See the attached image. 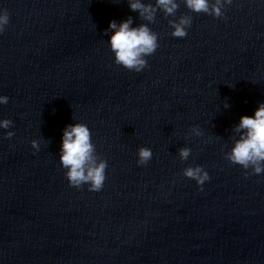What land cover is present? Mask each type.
Masks as SVG:
<instances>
[{
	"label": "water",
	"instance_id": "obj_1",
	"mask_svg": "<svg viewBox=\"0 0 264 264\" xmlns=\"http://www.w3.org/2000/svg\"><path fill=\"white\" fill-rule=\"evenodd\" d=\"M128 3L0 0V120L12 121L0 128V264H264V173L226 158L239 118L264 103V0H232L219 18L175 0L151 21ZM129 17L157 37L138 73L113 62L105 34ZM74 123L107 162L99 192L70 187L60 166ZM197 165L200 187L182 175Z\"/></svg>",
	"mask_w": 264,
	"mask_h": 264
},
{
	"label": "clouds",
	"instance_id": "obj_2",
	"mask_svg": "<svg viewBox=\"0 0 264 264\" xmlns=\"http://www.w3.org/2000/svg\"><path fill=\"white\" fill-rule=\"evenodd\" d=\"M232 0H184L185 7L191 12L204 13L213 18L222 17L224 4H231ZM128 7L132 12H138L141 17L151 21L156 8H160L167 15L174 14L177 4L175 0H156L155 6L142 3V0H129ZM9 22V15L5 11L0 14V33ZM189 21L181 18L171 24L172 36L184 38L187 35L186 27ZM108 35V48L113 54V62L123 68L141 72L147 67L145 56L152 55L157 48L155 33L145 25L132 27L131 17L117 24L115 20L109 21L105 34ZM8 102V97L0 95V105ZM12 124L9 119L0 120V128L8 129ZM234 131L238 138L233 142L227 159L240 165L244 169L252 168L251 174L264 173V103H259L251 116L242 115L235 125ZM11 137L12 132H6ZM32 142V147H35ZM137 165L144 166L152 158L149 148L141 147L137 150ZM181 160H186L190 149L181 148L178 151ZM59 163L66 171L64 176L70 187L79 189L88 185V191L99 192L105 181L107 162L98 160L95 147L91 141V132L87 125L74 123L66 125L62 131L59 148ZM247 174V173H246ZM182 175L194 180L198 187L209 180V175L199 165L187 167Z\"/></svg>",
	"mask_w": 264,
	"mask_h": 264
}]
</instances>
